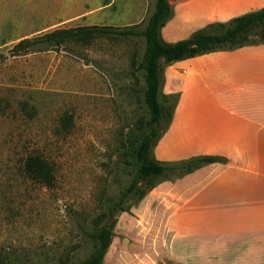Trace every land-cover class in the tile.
<instances>
[{"label":"rangeland","instance_id":"obj_1","mask_svg":"<svg viewBox=\"0 0 264 264\" xmlns=\"http://www.w3.org/2000/svg\"><path fill=\"white\" fill-rule=\"evenodd\" d=\"M155 2L0 0V253L15 264H70L89 256V233L133 177L126 136L148 112L141 37L103 36L20 54L13 47L60 28H143ZM174 96L161 100L171 105ZM22 102L36 114L26 115ZM65 115L73 116L70 131L62 128ZM35 153L54 163L55 186L23 173L24 159ZM185 156L164 162L199 155ZM134 203L132 196L123 205Z\"/></svg>","mask_w":264,"mask_h":264},{"label":"crops","instance_id":"obj_2","mask_svg":"<svg viewBox=\"0 0 264 264\" xmlns=\"http://www.w3.org/2000/svg\"><path fill=\"white\" fill-rule=\"evenodd\" d=\"M170 4L162 37L175 43L264 0ZM162 94L179 101L155 157L222 160L160 182L120 212L104 263L264 264V43L165 65Z\"/></svg>","mask_w":264,"mask_h":264},{"label":"trees","instance_id":"obj_3","mask_svg":"<svg viewBox=\"0 0 264 264\" xmlns=\"http://www.w3.org/2000/svg\"><path fill=\"white\" fill-rule=\"evenodd\" d=\"M172 15L170 0H156L154 10L143 28L98 24L60 28L35 38H25L12 49L14 54H20L36 49L61 47L66 42L89 44L103 36L141 37L145 41V50L139 67L143 70V101L148 118L138 130H131L128 133L124 152L126 165L131 168L133 177L121 191L119 201L109 205L105 222L95 226L89 233L92 241L89 256L70 264H105L104 256L112 241L116 215L127 210L123 204L132 196H135L137 203L160 182L181 177L206 164L222 160L216 155H199L176 162H164L155 157L154 149L168 129L179 101L177 94L171 105L161 100L162 96H170L162 94L164 66L218 50H232L264 43V7L234 17L227 22L210 23L186 39L169 43L162 37V28ZM21 110L29 117L36 114L34 108L27 102H22ZM164 119L166 124L161 128ZM61 124L65 131H70L73 116L65 115ZM22 170L27 177L43 186L53 187L56 184L54 163L40 153L28 155L23 161ZM0 264L15 262L11 254L0 253Z\"/></svg>","mask_w":264,"mask_h":264}]
</instances>
